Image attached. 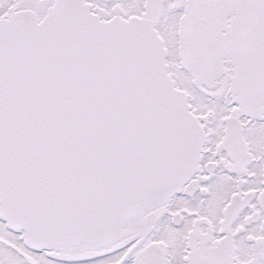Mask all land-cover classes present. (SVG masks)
I'll return each instance as SVG.
<instances>
[{
	"label": "snow or ice",
	"instance_id": "obj_1",
	"mask_svg": "<svg viewBox=\"0 0 264 264\" xmlns=\"http://www.w3.org/2000/svg\"><path fill=\"white\" fill-rule=\"evenodd\" d=\"M0 264H264V0H0Z\"/></svg>",
	"mask_w": 264,
	"mask_h": 264
}]
</instances>
